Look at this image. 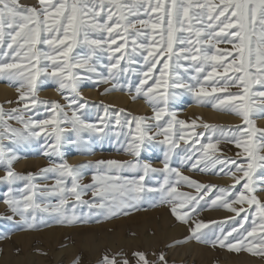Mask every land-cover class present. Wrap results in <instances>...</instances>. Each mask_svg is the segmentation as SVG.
Instances as JSON below:
<instances>
[{
	"label": "snow or ice",
	"instance_id": "1",
	"mask_svg": "<svg viewBox=\"0 0 264 264\" xmlns=\"http://www.w3.org/2000/svg\"><path fill=\"white\" fill-rule=\"evenodd\" d=\"M38 3L39 7H36L21 5L19 0H0V76L19 84L17 102L23 105L22 108L8 111L0 106V164L6 167L0 181L10 185L4 201L9 210L14 215L18 214L29 226L35 221L37 211L55 213L61 217L62 222L73 223L77 219L74 214L77 204H86L90 209H104L115 215L125 207H131L126 201L139 200L142 193L154 191L146 187L144 181L149 173L160 172L165 174L164 184L160 189L165 193L163 199L174 205L171 209L173 214L185 223L188 222L190 213L198 211L200 201L214 190V198L209 197L211 205L222 206L235 213L236 217L246 211L243 205L254 206L259 224L254 217L251 230L244 228V223L248 220L245 215L238 222L239 228L233 227L227 234L221 233L222 238L217 237L212 243H219L221 247H227L231 251L246 250L253 255L264 256V202L255 195L257 183L264 184V176H255L257 169L264 170V154H261L264 150V129L256 128L251 119L256 109H264V91H252L254 85L264 87V0H219V3H213L212 0H204L203 3L199 0H72L71 3L68 0H59L57 3H53V0H38ZM193 20L199 27L193 26ZM186 22L187 27L184 26ZM90 32L102 34L101 38L89 39ZM183 32L194 35L197 39L193 42L176 35ZM105 33L107 38L103 36ZM152 33H158L159 39ZM81 34L90 53L82 57L73 56L70 60L69 54L80 42L78 37ZM140 38L143 42H140ZM221 42L232 43L233 50L218 48L217 45ZM174 43L190 47H179L177 50L173 47ZM37 45H46L49 50H41ZM212 49L216 51L212 52ZM97 50L108 55L109 63L103 65L107 69V76L98 71L99 64L94 62V58L99 60ZM233 51L236 56L229 60ZM135 53H139L143 59V71L140 73L142 78L135 93L136 96L142 95L153 106L152 119L157 121L155 127L159 131L149 134L148 129L153 125L146 123L148 117L135 116L128 121L129 126L135 123L136 134L130 132L132 139L128 141L126 148L135 157L134 160H98L94 165L88 162L75 166L62 162L42 168L39 173L26 175L13 170L12 164L17 157L10 149H5L2 141L6 136L15 142H22L39 136L46 128L50 129L48 134L54 139L47 145L50 152L45 154L60 156L65 132L75 133L77 138L83 131L103 133L105 126L102 123H85L77 114L84 106L78 86L82 80L91 79L92 75L99 77L97 83L107 84L123 73L134 71L131 65L137 63L133 59ZM9 59H23L25 63L7 62ZM169 61L173 62L170 64ZM182 61L189 62V66ZM158 65L162 67L158 68ZM206 65L210 66V71H206ZM181 69L194 73L188 82L182 79L179 72ZM157 71L158 76L155 75ZM229 72L232 74L229 75ZM41 77L56 81L58 90L67 101L66 105H61L58 101L40 100L36 89ZM149 81H152L151 85ZM209 82L212 85L210 91L205 87V83ZM232 86L239 91H229ZM114 90L115 84L106 88L105 92ZM177 90H187L198 103H211L213 108L231 111L242 118V125L237 126V132H232L231 135L222 133L224 140L242 149L236 158L217 155L220 140L208 137V142L202 143L201 137L204 134L193 132L195 139L189 145L191 151L181 159L182 165L193 170H215L220 174L230 175L233 178L231 185L219 187L215 184H202L170 166L171 153L180 146L179 141L189 144L182 130L196 126L195 121L188 125L185 121L178 120L175 112H169L164 107L176 97ZM69 91L72 95L67 94ZM254 98H258L259 103ZM30 106L33 109L44 106L49 118L25 119L23 113L29 111ZM65 108L71 109V114ZM107 113L108 108L105 106V116ZM165 115L169 119L166 126L161 127L159 122ZM104 118L101 117V121ZM11 119L20 121L23 127H13L8 123ZM116 123H121L119 112L116 113ZM63 124H70L71 127H61ZM177 125L179 128L174 133L173 129ZM201 126L206 130L217 127L210 124ZM161 134L164 139L160 143L167 145L163 168L141 163L139 156L143 142L155 140ZM241 160L245 162H240ZM93 166L99 174L92 176V183L81 184L80 170ZM123 169L137 171V177L126 179L118 186L126 194L125 199L118 202L113 199L105 203L108 194L117 188V185L109 183L113 177L107 175V172H119ZM47 173L57 174L54 185L38 186L33 183L37 176H45ZM171 177H175V182ZM69 178L71 187H67L65 183ZM18 180L27 182L20 190L19 197L14 195L11 187ZM179 183L194 188L196 194L178 191L176 184ZM241 183L242 189L234 192ZM38 188L40 195H56L59 202L43 206L37 203L35 196ZM87 190L92 191L93 200L99 198L101 202L95 204L83 200L82 196ZM69 197H74L71 216L68 215L67 207ZM229 219L235 220V217ZM205 227L207 225L202 221L196 223L191 228L192 237L200 240V229ZM233 233L236 235L233 236ZM230 237L235 243H226ZM135 255L139 257L141 264H149L143 253ZM158 259L164 261L163 254ZM104 264H116L115 258L105 256ZM122 264H128V261L124 260Z\"/></svg>",
	"mask_w": 264,
	"mask_h": 264
},
{
	"label": "rangeland",
	"instance_id": "2",
	"mask_svg": "<svg viewBox=\"0 0 264 264\" xmlns=\"http://www.w3.org/2000/svg\"><path fill=\"white\" fill-rule=\"evenodd\" d=\"M59 0H53V3H57ZM72 0H68L71 3ZM155 2V0H153ZM203 3L204 0H199ZM213 3H219V0H212ZM19 3L24 6H36L39 7L38 0H19ZM155 15V14H153ZM146 19L147 17H141ZM194 27H199L196 21L191 22ZM185 27L188 26L186 22ZM100 33L90 32L89 39H100ZM157 39H159L158 33H152ZM177 36L182 39H190L193 42L197 39L194 35H189L187 32L177 33ZM104 38H107V34H103ZM79 43H77L72 52L69 54L71 57H82L90 53L88 45L83 43V35L79 37ZM119 42V41H118ZM140 42L142 38H140ZM200 47V45H196ZM38 48L44 51H48V46L37 45ZM174 49L179 47H190V45H173ZM204 47H208L204 45ZM220 49L233 50L232 43L221 42L217 45ZM216 49H212L215 52ZM147 53H145L146 55ZM96 56L99 60L94 62L99 64L98 71L104 76L108 75L107 69L103 65L109 63L108 55L105 52L97 50ZM236 56L233 51V56L228 57L231 60ZM133 59L137 61L136 64L131 65L134 71L123 73L119 75L115 80H110L109 83H97L99 77L92 75L91 79H84L78 86V90L83 86H88L96 90L98 95L97 99H91L83 97L81 103L84 104L83 108L78 110V115L85 123L103 124L104 132H89L83 131L77 138L75 133L65 132L64 143L60 149V156L55 154H45L50 152L47 145L53 142L54 137L48 133L50 129L41 132L39 136L33 137L27 141L15 142L10 140L7 136L3 139L2 143L6 150L10 149L17 157L13 161L12 168L15 172L26 175L28 173H39L42 168L51 166L53 164H59L65 161V149L69 145L74 147V155L81 157L75 162L69 163L70 165L87 164L88 162L94 163L98 160H118L128 161L134 160L135 157L126 151L128 141L132 139L130 132L135 135V123L133 122L129 126L128 121L132 120L135 116H144L149 119L146 121L149 125H153L148 129L149 134L159 131L155 127L157 121L152 119L154 116L153 106L142 96H136L135 88L138 86L142 76L140 73L143 71V59L139 53L133 54ZM175 58L173 57V60ZM15 62L24 64L23 59ZM173 61H169L171 64ZM186 66H189V62L182 61ZM162 65H158V68ZM206 71H210V66L206 65ZM223 71V69H219ZM182 79L185 82L189 81L191 75H194L192 71L185 72L179 70ZM80 75H85L83 72H78ZM232 73L229 72V75ZM155 75H159V72H155ZM0 82H5L14 88H18L19 84L16 82H10L6 77L0 76ZM171 82V81H169ZM152 81H149L151 85ZM116 85V90L125 93L129 98L134 101H142L147 106V111L143 113L134 112L128 108L118 107L110 105L105 102L104 97L105 89ZM211 83H205V87L211 90ZM48 89H58L55 80L47 77H41L38 82L36 95L42 101H58L61 105H66L67 101L64 96L61 98L46 95L43 91ZM229 91L236 93L239 91L237 87H230ZM252 91L260 92L264 91V87L260 85H254ZM60 92V91H59ZM110 92V91H108ZM19 93L9 95L4 100L0 101V106L5 111L12 108H22V104H18ZM11 96V97H10ZM136 97L135 99L133 97ZM103 98V99H102ZM101 99V100H100ZM256 99L259 103L258 98ZM12 100V103L9 102ZM104 101V102H103ZM194 102L201 106L205 111V120H185L183 119V109L176 107L178 102ZM180 105V104H179ZM105 106L108 108V113L105 116ZM164 106V105H162ZM167 111L175 112L178 120L185 121L188 125H191L195 121L193 127L184 128L182 131L185 138L189 140V144H185L184 141H179V147L173 150L171 153L170 166L172 168H178L183 175L191 177L192 179L201 182L202 184H215L219 187H227L233 183V181H225V177L228 179L233 178L230 175L220 174L215 170L200 171L193 170L187 165L181 164V159L185 155L189 154L191 148L192 139H195L193 132L203 133L201 137L202 143L208 142V137H213L215 140H220L218 145L220 151L217 155L223 157L236 158L238 152H242V149L237 148L233 143L224 140L222 133L231 135L232 132H237V126L242 125V118L231 111L220 110L213 108L211 103H198L193 94L187 90H177V95L174 99L169 100L166 106ZM174 108V109H173ZM178 108V109H177ZM123 110V111H120ZM211 110L216 113L215 117L207 115L206 111ZM71 114V109L65 108ZM119 112V119L121 123H116V113ZM25 119H48L49 114L46 112L44 106L37 108H31L23 113ZM264 115V109H256L251 115V119L254 121V125L258 129H264V125L256 123V118ZM101 117H105L101 121ZM59 118V117H58ZM216 118V119H215ZM169 117L163 116L159 122L161 127L166 126ZM15 128H22L23 125L16 119L8 121ZM210 124L216 125L215 129H204L201 125ZM61 127L70 128V124H63ZM179 125H177L173 132L175 133ZM39 131V129H37ZM66 138H69L67 141ZM173 138H176L175 136ZM259 138V133H257ZM164 139V135L156 136L155 140H145L141 146L139 160L141 163L151 164L154 168H163L164 153L167 150V145L161 144L160 141ZM70 141H76V143H70ZM198 147V146H197ZM159 160V164H155L152 156ZM264 154V150L261 151ZM23 162V163H21ZM245 162V161H240ZM20 163V164H19ZM203 167V165H201ZM6 167L0 164V176L5 174ZM80 183L90 184L92 183V176L99 174L97 169L93 167H85L81 170ZM142 174V173H140ZM107 175L113 177L109 183L117 185V188L113 189L108 194V200L105 203L111 202L113 199L117 202L125 199L126 194L119 190V185H122L126 179H134L137 177V171L131 169H123L119 172L108 171ZM239 175V174H238ZM256 177L264 176V170L257 169L255 173ZM165 174L149 173L145 178L144 184L148 188L154 189L150 193H142L141 198L136 201H126L131 204V207H125L115 215L109 214L104 209L89 208L86 204H77L74 210L76 221L73 223L62 222L60 216L55 213H45L37 211L35 213L36 219L32 222V226L21 220L18 214H13L8 206L5 204L7 197L8 185L7 182L0 181V264H104V257H114L116 264H122L124 260L128 261V264H141L139 257L136 253H143L149 264H264V256L253 255L246 250L231 251L227 247H221L219 243L215 245L212 241L217 237H221V233L227 234L233 227L239 228V221L243 219L245 215L248 216V220L244 223V228L251 230L253 227L252 220L255 217L257 224H259V217L256 216L255 207H249L247 204L243 205L246 209L240 216L236 217L235 213L222 206L211 205V199L214 198L216 192L209 193L204 200L200 201L199 209L194 214L190 213L188 222L185 223L176 218V215L172 212L173 204L163 199L165 193L160 191L161 185L164 184ZM221 178V179H220ZM226 178V179H227ZM57 179V174L47 173L45 176H37L33 181L38 186L54 185ZM175 182V177L170 178ZM27 182L23 180L16 181L11 187L14 189V195L19 197L21 191ZM67 187H71V180L66 179ZM243 183V182H242ZM241 185H237L234 192H239L242 189ZM177 190L180 192H187L193 195L196 194L195 189L189 187L184 183L176 184ZM40 189H37V195L35 200L42 206L45 204H56L59 202V197L42 196L39 194ZM263 193V194H262ZM262 194V195H261ZM255 195L264 202V184L257 183V190ZM83 200L91 203L98 204L100 199L93 200L92 191L87 190L83 196ZM74 197H69L68 215H73L72 202ZM239 207L240 205H235ZM218 213V215H217ZM217 215V216H216ZM235 217V220L229 219ZM170 220V221H169ZM204 222L207 227L200 229L202 238L200 240L192 237L191 228L198 222ZM227 221V222H225ZM174 230L173 233L171 230ZM169 230V231H168ZM259 233V229L257 230ZM172 233V235L170 234ZM163 234V235H162ZM169 234V235H168ZM236 234L233 233V236ZM258 239V236H257ZM235 243V240L231 237L229 241ZM189 244V245H188ZM163 254L164 261H160L158 258Z\"/></svg>",
	"mask_w": 264,
	"mask_h": 264
},
{
	"label": "bare ground",
	"instance_id": "3",
	"mask_svg": "<svg viewBox=\"0 0 264 264\" xmlns=\"http://www.w3.org/2000/svg\"><path fill=\"white\" fill-rule=\"evenodd\" d=\"M78 91H79L80 96H83L86 98H91V99H97L98 95H99V94H97L95 89L88 87V86H83ZM17 92H18L17 88H14L13 86L8 85L7 83L5 84V82H0V101L4 100V98H7L9 95L17 93ZM43 93H46V95L58 97V98H61V95H62V93L59 92L58 89H48L46 91H43ZM67 94L72 95V93L70 91ZM62 96H64V95H62ZM102 97H104V100H105V102H107V104L115 105L118 107L128 108L130 110H133L134 112L143 113V112H146L148 109L144 102L138 101V100L132 101L128 95H126L125 93L119 92V91L107 92ZM11 103H12V100L9 102V104H11ZM176 107L181 108V110L183 109V115L182 116L184 117L183 119H185V120H197V119H200V120L202 119L204 121L207 120V119L205 120L206 114L204 111L206 109H203L197 103L185 102V101L183 102L182 101V102H178ZM206 113H207V115L211 116V119H212V117L216 116V113L212 112L211 110L206 111ZM255 122L264 125V115L256 118ZM66 140L68 141L69 138H66ZM73 151H74L73 145H69L65 149V152H66L65 153V161L66 162L72 163V162H75L81 158V157L75 156ZM152 159H153V161H155L154 162L155 164L160 163L159 160L154 157V154L152 156ZM21 163H23V162H21ZM226 178L227 177H225V179H224L225 181H228V182L233 181L232 179H228V178L226 179ZM217 215H218V213H217ZM171 231L173 233L174 230L172 229ZM172 233H170V234L172 235Z\"/></svg>",
	"mask_w": 264,
	"mask_h": 264
}]
</instances>
